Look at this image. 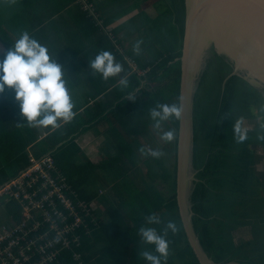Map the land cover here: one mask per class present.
<instances>
[{
	"label": "trees",
	"instance_id": "obj_1",
	"mask_svg": "<svg viewBox=\"0 0 264 264\" xmlns=\"http://www.w3.org/2000/svg\"><path fill=\"white\" fill-rule=\"evenodd\" d=\"M86 1L91 4L90 7L69 0L73 15L68 20L72 21V28L65 23L64 18L52 21L47 26L65 30L63 40L70 44L76 43H73L76 36L70 29L90 32L89 39L93 41L96 37L93 42L100 43L101 47L98 52L87 51V55L93 56L106 50L122 64L124 71L107 81L100 74L94 75L93 71L84 76L97 81L89 82L86 89L102 90L104 97L94 92L85 98L78 97L75 89L86 83H80L74 77L68 79L75 116L71 122H61V127L53 130L50 127L29 126L20 116L15 93L6 89L0 94V188L29 166L30 155L39 160L49 156L52 167L47 169V173L61 187L63 198L73 204L77 215L85 218L78 228L61 236H56L54 230L46 231L47 225L40 227L36 234L22 232L21 237L27 240L21 239L19 246L23 245L27 249L28 240L32 239L50 246L48 254L57 251L44 264H148L140 253L145 250L154 253L155 250L153 245L142 242L139 228L155 227L158 232H162L168 221H174L179 230L175 234L171 231L168 233L170 255L167 264H201L190 243L177 202L181 119H171L162 125L163 130L164 125L169 124L170 130L175 131L172 143L161 141L160 133L148 124L152 121L149 110L157 104L177 103L181 106L187 0H157L154 3L157 13L155 18L141 7L147 0H117L120 8L117 17L104 16L105 2ZM135 10H138L137 14L127 23L109 31L108 28L121 16L123 19ZM16 22L15 19L6 21L0 18V47H3L0 49V60L4 59L8 49L19 38ZM132 26L135 27L134 31L125 35H137L132 40L133 45L129 42L126 44L127 38L120 37L125 29ZM29 34L48 50H51L49 42L62 40L61 35L54 34L47 42V38H40L33 32ZM137 42L143 44L145 51L138 56L133 51ZM68 47L66 53L71 50ZM68 59L72 60V57ZM68 64L66 62L64 66L69 71ZM134 65L144 70L143 76ZM234 70V63L211 46L196 75L190 162L194 178L188 185V207L201 248L215 264H264V234L256 225L258 220H255L258 215L255 202L258 197L254 198L245 186L249 177L251 179L253 169V151L249 145L258 142L264 147V85L251 84L241 76H245V73L233 74ZM125 78L127 87L119 83ZM147 82L156 85L148 90L144 86ZM130 97L133 99L130 100ZM250 108L255 110L253 114ZM246 119L257 120L260 135L248 133L246 139L238 143L234 125L239 121L243 129ZM250 120L246 123H252ZM101 127V133L109 134L112 144L121 150L120 154L117 152L114 158L107 159L99 167L90 162L78 164L81 148L77 140L85 133L100 130ZM168 129L165 128L166 131ZM140 131L144 138L139 137ZM140 138L150 141L154 149L159 148L165 155L158 160L150 156L149 160L138 163L139 152L144 149ZM135 150L137 153L133 152ZM125 154L129 159L127 162L137 164L136 167H147L144 175L139 173L145 181L141 190H138V186L130 191L124 187L128 175ZM97 169V185L94 184L92 190L86 189V176ZM131 175L136 177V172L132 171ZM110 184L112 189L108 187ZM98 185L104 188L103 192L98 190ZM54 200L58 206L56 209L66 218L64 222L63 216H54L53 219L65 224L74 222V214H70L62 199ZM20 201L24 200L12 197L10 201L1 202L0 225L16 226L21 222L23 205ZM44 207L39 209V213ZM83 207H86L84 212ZM47 209L50 210V207ZM152 214H156L162 223L146 224L145 217ZM248 224L251 225L248 227L251 239H239L237 231ZM44 233V238L40 239ZM38 259L40 255L36 253L31 261Z\"/></svg>",
	"mask_w": 264,
	"mask_h": 264
},
{
	"label": "clouds",
	"instance_id": "obj_2",
	"mask_svg": "<svg viewBox=\"0 0 264 264\" xmlns=\"http://www.w3.org/2000/svg\"><path fill=\"white\" fill-rule=\"evenodd\" d=\"M15 4L17 0H6ZM141 42H137L133 51L139 55ZM88 67L93 74H100L103 80L119 76L123 71L121 63L117 62L114 55L106 50H101ZM68 71L57 62V57L52 58L46 46L33 38L28 31H22L14 45L8 49L3 60H0V94L6 89L15 93V100L19 105L20 116L31 127L40 126L53 130L61 127V122H71L75 116L74 102L68 88ZM123 87L128 86L127 79H121ZM133 99L132 97L129 98ZM153 128L160 133V140L172 143L175 139L174 130H162V125L171 119L180 120L183 108L177 103L157 104L149 110ZM235 139L238 143L246 139V134L241 127V122L234 125ZM142 154L153 158H162L165 153L157 149L140 150ZM146 224L159 225L161 219L152 214L145 217ZM177 224L168 221L162 232L155 227L141 226L139 236L144 244L153 245L152 251H142L140 255L148 264H167L169 231L178 232Z\"/></svg>",
	"mask_w": 264,
	"mask_h": 264
},
{
	"label": "water",
	"instance_id": "obj_3",
	"mask_svg": "<svg viewBox=\"0 0 264 264\" xmlns=\"http://www.w3.org/2000/svg\"><path fill=\"white\" fill-rule=\"evenodd\" d=\"M187 7L181 101L183 116L177 155V202L190 243L201 264H215L201 248L192 226L187 199L189 181L194 178L190 172L193 84L207 50L214 46L218 53L234 63L233 74L243 72L245 76H241L251 84L264 85V0H187ZM220 37L225 38L227 43L220 41ZM240 56L248 64L241 62Z\"/></svg>",
	"mask_w": 264,
	"mask_h": 264
},
{
	"label": "crops",
	"instance_id": "obj_4",
	"mask_svg": "<svg viewBox=\"0 0 264 264\" xmlns=\"http://www.w3.org/2000/svg\"><path fill=\"white\" fill-rule=\"evenodd\" d=\"M94 1L104 2V0H94ZM71 9H72V4L69 2V0H17L15 4H9L6 2V0H0V18L5 19L6 21L12 20V19L17 20L15 24V28L18 30L19 33H21L22 31L28 30L29 33L33 32V34L39 35L40 38H44V39L47 38V42H48V38H51L55 35H61L62 37L61 41H57L55 39V43L49 42V45L51 46V50H52V51L49 50V53L52 56V58L57 57V62L60 63L64 68H65L64 65L66 64V62L69 63L68 68L70 72L67 70L69 73L68 79H71L74 77L80 83H86L85 85L82 84V86H79L78 87L79 89H75L76 96L85 98L89 96L90 92H94L93 94L99 95V97H104L105 94L104 92H102V90L98 91L99 89H96L94 91H91L89 89H86L87 84H89V82H97V81L90 80L89 78H84V76H87L89 75L90 72H92V69L88 67V65L90 61L93 60L95 56L97 55L96 53H94L93 56H89L87 55V51L94 50V52H98L97 50H99L101 47L100 43L93 42L95 41L96 37H94L92 39L93 41H91L89 39L90 32H86V31L83 32V30L78 31L77 29L76 30L70 29L76 36V39L73 41V43L75 42L76 43L70 44V42L63 40V35L65 33V30H61V29L56 30L54 28L47 26V24H51L52 21H56L58 19L64 18V20L66 21L65 23L68 26H71L72 28V21L68 20V17L70 15L71 16L73 15ZM136 11L137 10L133 11V13H136ZM108 14H113V13L111 10H109ZM131 15L132 13H129L128 15H125L124 18L128 16V18L131 19L132 18ZM21 20H24V21H21ZM120 20L115 21L111 25V27L108 28L110 32H112L113 30H116V27L114 25L119 23ZM126 21H124L123 23H127ZM123 23L119 24V26H122ZM123 32H126L125 34H127L128 30L125 29V31ZM125 34H123V37L127 38ZM126 42H127L126 44L130 43L133 45L132 40H129ZM68 45L70 46V48L68 47ZM66 46L69 48V50L71 49L69 53L65 52ZM2 48L3 47L1 46L0 49ZM140 48H141V51L139 55H142L143 52H145L143 50V44L142 45L140 44ZM77 51L79 52L77 53ZM69 57H72V60L68 59ZM71 66H74V68L70 69ZM135 69L137 71L138 70L144 71L141 68H137V67ZM140 75L143 76L144 73ZM98 79H101V78H98ZM155 85L156 83H149V82L144 84V86L148 90L152 89ZM100 87H103V85ZM71 96L73 95L71 94ZM251 121L254 122L256 120L254 119ZM148 124L153 126L152 121L148 122ZM167 127L169 128L168 130H170L169 124H165L164 131H166L165 128L167 129ZM254 127L251 128V131L249 129L244 130V127H243V130L245 134L250 133L252 135L254 133V136H256L255 132L257 131L259 132L257 136H259L260 135L259 129L255 130ZM120 129L121 131L123 130L122 128ZM101 130H103V127H101L100 130H97V131L95 130L89 131L85 133L84 135H82L77 140V144L81 148V155H80L78 164H81V163L86 164L90 162L94 164L95 166L99 167L107 159L114 158L117 152L119 153L121 151L119 150L118 147H115V145L112 144V138L109 136V134L108 133L102 134L101 132L103 131ZM138 134L140 135L139 137H143V138L145 137L143 134H141V131ZM126 137H128V134ZM140 140H141L140 144L144 147L145 152H147L148 149H154L153 147L154 145L150 141H147L146 139L143 140L142 138H140ZM253 143L254 144L250 146V149L253 151L252 153L253 156L251 159V162H253V169H251V173H250L251 179L249 177L247 182H245V184H247L245 186H247V190L251 192L254 198L258 197V199L255 202L256 207H257L255 208V210H257L258 212V215L255 220H258L256 221V225L258 228L262 230L264 234V147L261 144L259 145L258 142L257 143L253 142ZM133 152L137 153V150ZM139 155L140 156L137 157L138 163H142L146 160H149L150 155L142 154L141 151L139 152ZM151 158L153 159V157ZM124 159L126 162L125 170L128 171L127 180L124 181L125 183L124 187L127 189V191H130L133 188H135V186H138V190H141V186L143 188V184L145 183L144 179L141 176H142V173L147 170V167L144 165L143 166L140 165V167H136L137 164L135 165L132 162H127L129 161V159L127 158L126 154L124 156ZM154 159L158 160L157 158H154ZM150 161L152 160L150 159ZM132 171L136 172V177L131 175ZM98 172L99 171L97 169L96 171H93L91 175L86 176L87 184L84 186L86 189L92 190V188H94V184L97 185L96 180H99ZM139 173H141V176L139 175ZM135 178H137L136 181H135ZM108 187L112 189L111 184ZM98 188L100 192L104 191L102 190L104 189L102 186L98 185ZM260 199H262L263 201H259ZM249 226L251 225L249 224L245 225L244 227H242V229H239L238 231L240 230L243 231ZM254 242L258 243L257 241H254Z\"/></svg>",
	"mask_w": 264,
	"mask_h": 264
},
{
	"label": "built area",
	"instance_id": "obj_5",
	"mask_svg": "<svg viewBox=\"0 0 264 264\" xmlns=\"http://www.w3.org/2000/svg\"><path fill=\"white\" fill-rule=\"evenodd\" d=\"M76 1L87 7L91 6L86 0ZM141 72L144 73V71L138 70L139 74H143ZM29 162V166L17 178L0 188V204L3 200L10 201L12 197L25 201H20L23 207L21 211L22 219L18 225L11 226L2 223L0 225V264H44L50 256L51 258L55 256L57 251L53 250L48 254L47 249L50 246L39 244L32 239L28 240V246L25 249L23 245L19 246L21 239L27 240L21 237V233L29 234L31 232L36 234L40 227L47 225L46 231L54 230L56 236H61L72 229L78 228L83 221L82 219H85L77 215L75 208L72 206L73 204L63 198L61 187L56 185L47 173V169L52 167L51 157L47 156L39 160L34 155H30ZM54 198L62 199L64 206L70 210V214H74V222L70 224L58 223L57 220L53 219L54 216H63L56 209L58 206ZM45 202H47L46 205ZM44 205L47 207L45 208ZM42 207H44L42 213H39V209ZM49 207L50 210L47 209ZM85 208L83 207L82 212L86 211ZM51 211L53 212L50 213ZM65 218L63 216L62 222H64ZM45 234L41 235L40 239H43ZM36 253L40 255V259L31 261Z\"/></svg>",
	"mask_w": 264,
	"mask_h": 264
},
{
	"label": "rangeland",
	"instance_id": "obj_6",
	"mask_svg": "<svg viewBox=\"0 0 264 264\" xmlns=\"http://www.w3.org/2000/svg\"><path fill=\"white\" fill-rule=\"evenodd\" d=\"M157 0H147V1H145V2H143L142 4H141V7H142V9H144L145 11H146V13L148 14V15H150L152 18H155L156 16H157V13H156V10H155V7H154V3L156 2ZM104 5H103V8H104V11H103V14H104V16L105 15H107L106 17H111V16H115V17H117L118 15H119V11H120V8H119V6H117V0H104ZM117 7V8H116ZM125 7H126V5H125ZM101 8V7H100ZM109 10H111L112 11V13L113 14H108V11ZM138 11V10H137ZM137 11H136V13H132V15H131V17H133L134 15H136L137 14ZM122 17L123 16H121V19H122ZM129 21V18H128V16H126L124 19H122V20H120L119 21V23H117L116 25H114L116 28L119 26V24H122L124 21ZM126 21V22H127ZM115 27H113V28H115ZM127 27H129V26H127ZM133 28H135L134 26H132V27H130V28H128L127 30H128V32L127 33H129V32H132V31H134L133 30ZM113 30V29H112ZM126 32H123V33H121V35H120V37L122 38L123 37V34H125ZM137 37V35H135V36H128L127 37V40L129 41V40H135V38ZM208 51V50H207ZM202 63V62H201ZM203 64V63H202ZM202 64H200L201 66H202ZM135 66V65H134ZM136 67V66H135ZM141 73H143V72H141ZM198 78V77H197ZM197 78L194 80V83H195V81L197 80ZM194 85V84H193ZM250 110V112L253 114L254 112H255V110L252 108H250L249 109ZM250 120V119H249ZM249 120H245L244 121V130H250L251 131V128L252 127H254V129L255 130H257V129H259L260 130V126L258 125L259 123L258 122H256V121H251L250 120V122H252V123H249V124H247L246 122H249ZM246 123V124H245ZM258 133L259 132H255V135L257 136L258 135ZM254 134V133H253ZM251 145H249V147H250ZM144 173V172H143ZM191 173H192V170H191ZM192 176L194 177V175L192 174ZM250 206V205H249ZM256 206V205H255ZM250 235H251V232L249 233V228H246L245 230H240V231H238V237H240L239 239H243V240H246V239H251V237H250Z\"/></svg>",
	"mask_w": 264,
	"mask_h": 264
},
{
	"label": "bare ground",
	"instance_id": "obj_7",
	"mask_svg": "<svg viewBox=\"0 0 264 264\" xmlns=\"http://www.w3.org/2000/svg\"><path fill=\"white\" fill-rule=\"evenodd\" d=\"M220 39H221V37H220ZM220 41H222V42L225 41V43H227V42H226V39L223 38V37H222V39H221ZM240 42H241V45L244 46V44L242 43V41H240ZM228 44H230V43H228ZM230 45H231V44H230ZM238 55H239V54H238ZM240 61L243 62V63H245V64H248V61H246L245 59H243L241 56H240ZM253 61H254V59H253ZM255 67H256V66H255ZM256 70H257V69H256ZM254 71H255V70H254ZM257 71L260 72L259 70H257ZM260 73H262V72H260ZM262 74H263V73H262ZM263 75H264V74H263Z\"/></svg>",
	"mask_w": 264,
	"mask_h": 264
}]
</instances>
